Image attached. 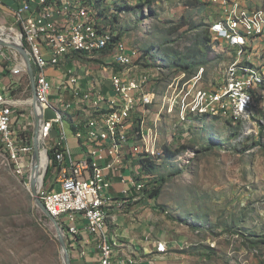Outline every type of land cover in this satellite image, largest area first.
Returning <instances> with one entry per match:
<instances>
[{
	"label": "rangeland",
	"instance_id": "374dc122",
	"mask_svg": "<svg viewBox=\"0 0 264 264\" xmlns=\"http://www.w3.org/2000/svg\"><path fill=\"white\" fill-rule=\"evenodd\" d=\"M239 1L264 15V0ZM92 6L113 41L121 40L126 50L138 55L137 74L148 76L157 67L162 70L150 88L154 99L141 92L136 109L147 118L146 122L134 119L131 141L132 146H143L145 157L150 155L147 162L151 165L139 167L142 177L148 176L149 183L164 178L156 198L159 206L167 208L177 224L198 229L194 241L198 245L189 249L198 255V264H264V109H252L246 122V117L200 112L204 105L195 95L200 90L212 92L217 84L223 86L225 71L235 59L232 47L211 31L212 23L220 17V1L96 0ZM8 17L0 6V29L13 36V31L6 29L11 23ZM260 42L264 45V39ZM257 51L254 62L262 71L264 52ZM6 52L12 61L9 68L21 82L13 98L31 103L20 55L12 48ZM110 53L111 48L107 56H112ZM187 64L196 70L194 74L182 70ZM14 67L21 72L14 73ZM115 67L99 60H80L69 69L75 68L81 80L92 81L91 72L108 80ZM57 83L49 98L52 104L57 103ZM169 83L176 94L172 101L165 95ZM260 91L258 101H264V87ZM179 95L182 99L177 103ZM31 109L27 104L25 111L15 110L13 126L19 137L32 139V121H24ZM54 115L51 108L45 110L47 118ZM64 124L70 135L73 129L68 118ZM248 125L257 133L245 136ZM68 145L76 151L74 142L69 140ZM31 157L32 153L25 157L20 174L0 149V264H63L55 230L29 188ZM51 180L49 177L47 183Z\"/></svg>",
	"mask_w": 264,
	"mask_h": 264
},
{
	"label": "built area",
	"instance_id": "2783aa9c",
	"mask_svg": "<svg viewBox=\"0 0 264 264\" xmlns=\"http://www.w3.org/2000/svg\"><path fill=\"white\" fill-rule=\"evenodd\" d=\"M21 1L12 0V22L8 27H5L7 32L12 30L14 33L8 39L15 41L14 37H16L30 56L35 72L36 98L43 108L44 122L41 128V138L47 155L51 150L57 163L53 180L47 184L43 182L38 195L42 196V202L46 209L55 217L61 227L62 220H69V228H63V233L70 253L81 247L80 239L84 231L88 238L94 242L98 261L107 260L108 264V257L115 249L114 247L105 248L101 244V230L104 226V214H108V209L114 207L113 199L107 194L113 178H117L122 183L121 194L127 198H138V194L145 193L144 189L147 187H138V180L134 182V186H127L125 170L122 166H114L116 152L107 151L104 137L94 134V125L91 126V129H84L83 122H78L79 106L95 105L96 101L112 103L115 118H108V113H101L95 117V124L105 126L110 125V121H117L118 131L116 134L121 135V142H125L126 117L136 111L137 97L148 82H143V78L140 77L124 78V76H111L108 80H100V76L91 72L92 91H95V99L87 100V97H81V83L77 82L75 86H68L69 66H75L80 60H99L103 65L112 66L117 64L137 65L138 55L136 53L126 55L120 50L115 56H107V47L110 42L104 41V35L93 34L91 20L95 18L87 8V0H85V6H76L72 0L68 18L59 16V10L54 5V0H33L31 14L21 15ZM206 1L212 4L214 1H221L219 13L229 12V19L240 21V28L236 29L239 47L240 39H247V33L257 35L259 42L264 39V28L253 27V20H256V16H264L259 15L257 8H249L246 5L233 2V11H225V2L230 0ZM229 39L230 34L227 33L224 23H222V29L219 30V41L229 44ZM96 50H104V57L95 58ZM252 54H258L256 47H252ZM252 54L246 55V60L252 59ZM15 67L14 73L19 74L21 70L16 71ZM49 69L61 70L58 80H62V88L57 89L65 91V101L62 102L67 103L70 110L77 112L76 126L69 133L83 148V155L78 158L73 156L72 149L68 145L70 138L67 131H64L62 123L58 119H54L53 116L49 118L45 116L48 97H51L49 87H54V80L48 73ZM22 70L26 72L23 62ZM224 92H235V101L229 103V111H236V115L246 114V122L250 117L247 116V109H255V112L264 109L262 108L264 101H258L259 89H256L255 85L249 81V76H238L235 66L231 71V77L228 78V86L217 84L216 90L208 92L204 109L216 111L219 98L223 96ZM238 98L251 99V106L248 108L239 107ZM27 104L24 101L17 103L13 97L0 92V149L16 157L20 174L23 172L25 157L31 155L33 148L29 138L18 136L13 126L14 113L18 106L26 108ZM28 113L32 117V109ZM252 126L248 125L245 136L257 133ZM48 139L50 143L47 145ZM7 140H14V149H7ZM84 150H93L96 156V165L100 169L99 179H90V175L87 174ZM94 181H101L102 190H94ZM69 234H76V241H69ZM165 249V244H157L158 252L165 251ZM85 253L86 249L79 250L81 256ZM128 261L129 263L134 262L131 258H128Z\"/></svg>",
	"mask_w": 264,
	"mask_h": 264
},
{
	"label": "crops",
	"instance_id": "0c3cea01",
	"mask_svg": "<svg viewBox=\"0 0 264 264\" xmlns=\"http://www.w3.org/2000/svg\"><path fill=\"white\" fill-rule=\"evenodd\" d=\"M243 4V1L241 2ZM11 4H2L0 1V6L4 7L8 14L10 22H12L11 14ZM6 19L3 18L2 22ZM258 20H253V25L257 23ZM5 24V23H3ZM11 24V23H10ZM251 46L246 48L248 51L247 55L252 54V47H256V50H261L262 54L264 52V45L260 46L258 36H254L250 40ZM6 47H0V92L6 94L10 97H14L15 93L21 88L20 76H15L12 73L11 68H9L12 63L10 56L6 52ZM259 52V51H258ZM252 54V61L254 62V56ZM246 60V58H244ZM15 60V58H13ZM250 59L249 63L254 64ZM260 61L259 64H261ZM256 65V63L254 64ZM137 65H135L136 72L132 75L137 77L143 76L142 74H137ZM161 68H156L151 70L147 75L148 82L144 86V92L149 93L151 98L154 99V92L150 91L152 85L157 81L155 77L160 74ZM60 69H49L48 73L51 75V79L54 80V84L59 79ZM198 79L196 81L195 79ZM195 82H199V76L195 77ZM59 82V80H58ZM172 82V81H171ZM170 82V83H171ZM166 92V96L169 99H175L176 94H174L173 88L170 87ZM58 84V83H57ZM23 92V90L21 91ZM169 92V93H168ZM141 98V93L137 97L139 103ZM150 98V97H148ZM182 99L179 95L178 101ZM21 100V99H19ZM179 104L176 105L178 107ZM169 102L167 104V109ZM25 111V107L18 106L16 109ZM138 108V107H137ZM134 114V119H144L146 122L147 118L143 114H138L137 109ZM167 113H171L168 112ZM193 115V114H191ZM30 114L27 112L24 116L25 122L32 121L30 119ZM201 119V116H198ZM185 123V122H184ZM187 126L191 123L190 120L186 121ZM148 125L146 124V127ZM69 127V126H68ZM72 130V129H71ZM135 132L129 131V145L127 147L126 163L129 165L128 169H125V174L136 173L137 175H143L139 167L140 158L139 154L142 151V146H132L131 141L134 137ZM69 140L74 142V148L76 151H72L73 156L78 158L83 155V148L79 146L76 139L70 134ZM73 149V148H72ZM149 148H146L148 151ZM89 150H84V157ZM141 173V174H140ZM150 180V179H149ZM150 184H148L149 186ZM122 183L117 179L113 178L111 187L107 190V194L113 199L114 207L110 210L107 222L105 223L104 230L106 232L107 241L114 246L115 255L112 259V264H198L199 257L196 255L195 251H190L191 247L198 245L194 243L195 233L198 231L197 228L193 229L188 225L177 224V222L169 216V210L164 206H159L158 199L149 198L146 193L138 194L139 197H125L121 194ZM74 236H72L71 241H73ZM81 247L78 250L71 252L74 260V264H100L98 261L96 248L92 239H89L87 234L83 231L81 235ZM165 244V251L158 252L157 244ZM81 248L86 249L85 255L81 256L79 250ZM190 249V250H189ZM128 258L134 260L133 263H129Z\"/></svg>",
	"mask_w": 264,
	"mask_h": 264
},
{
	"label": "bare ground",
	"instance_id": "6f19581e",
	"mask_svg": "<svg viewBox=\"0 0 264 264\" xmlns=\"http://www.w3.org/2000/svg\"><path fill=\"white\" fill-rule=\"evenodd\" d=\"M72 0H54V5L59 10V16L61 18H68L70 16V8H71ZM33 0H22L21 1V15L31 14V5ZM233 2L240 4L239 0H230L225 2V11H233ZM76 6H85V0H74ZM221 3V1H220ZM93 5V3H92ZM91 5L90 0H87V8L91 12L92 16L95 19L91 20V28L93 34L104 35V41L110 42V45L107 49L111 48L110 55L115 56L118 51H122L123 54L133 55L132 52L126 50L121 42V40L117 39L113 41V35L109 32L99 21L96 12L93 11V6ZM221 8V7H220ZM263 13L259 12V15ZM229 12H220L219 19L215 20L211 25V31L217 35H219V30L222 29V23H224L225 30L230 34L229 44L228 46L232 47L235 52V59L231 65L225 71V84L223 86H228V78L231 77V71H233L235 66V72L238 76H249V81L255 85L256 89H259V93H261L260 88L264 87V70H258L257 65L249 63L248 60H245L248 51L246 48L251 46L250 40L252 37L256 36L254 33H247V39H240V47L239 42L237 41V32L236 29L240 28V21L236 19H229ZM258 20L253 27L264 28V16H256ZM2 33L6 34V38L8 39L10 34H7L1 29ZM15 42H18V39L15 38ZM104 54V50H96L95 58H100ZM83 61V60H82ZM248 63V64H247ZM253 65V66H250ZM135 65L126 66L124 64H117L115 73L111 72L113 77H123L124 78H133L137 77L136 75H132L136 72ZM80 75V74H79ZM143 78V82L147 80V76H141ZM77 82L81 83V97H87V100L95 99V91H92V81L87 80L83 81L76 74L75 68L69 69V78H68V86H75ZM174 84V83H173ZM55 86V84H54ZM57 88H62V80H59ZM53 87H49V94L51 96V90ZM58 97L56 98L57 103L52 104L49 102L48 97V107L54 110L55 115L54 119H58L60 123H62L65 129L64 120L69 119V124L71 128L74 130L76 126L77 120V112L72 111L68 108L67 103H63L65 101V91H60L58 89ZM57 90V91H58ZM213 92V91H212ZM196 95V99L199 104L205 105L207 103L208 93L207 91L200 90ZM51 99V98H50ZM235 101V92H224L223 96L219 98V105L216 108V111H207L206 109L200 108L199 111H206L212 115H221L227 116L232 115L238 118L246 117V114L236 115V111H229V103ZM21 102H23L21 100ZM19 100L17 103H21ZM24 102L31 104L29 100H25ZM138 101L136 102V106ZM238 106L241 108H248L251 106V99L247 98H238ZM197 108V107H196ZM38 109V107H37ZM252 109H247V116ZM101 113H108V118H115V111H112V103L104 102V101H96L95 105L89 106H79V115L78 122H83L84 129H91V126L94 125V134L101 135L104 137V141L107 144V151L116 152L117 157L114 158V166H122V168L128 169L129 165L126 163V146L129 144V131H134V112L126 117L125 127V142H121V135H117L116 131H118V122L110 121V125L102 126L101 124H95V117L101 115ZM82 117V118H80ZM7 149H14V140H7ZM5 158L9 164H16L17 167V159L12 154L5 153ZM47 167V155L44 151L40 153V161H39V169L41 173L36 174L32 171L31 165V173L30 178L36 179V187H39L42 182V172L43 169ZM18 168V167H17ZM85 168H87V174L90 175V179H99L100 178V169L96 165V156L93 153V150H89V152L85 155ZM141 178L139 179V177ZM137 175L136 173L125 174V182L127 186H134V182L138 180V187H149V179L148 176L142 177V175ZM30 188V186H29ZM94 190H102L101 181H94ZM42 201V196L39 197ZM111 209H108V214H104L103 216V229L101 230V244L105 248H113L106 239V232L104 230L105 223L107 222V218L109 216V212ZM62 228H69V220H62ZM73 237V241H76V234H69V241H71ZM115 255V251L108 257V264H112L113 256ZM100 264H107V260H100Z\"/></svg>",
	"mask_w": 264,
	"mask_h": 264
},
{
	"label": "water",
	"instance_id": "95a60500",
	"mask_svg": "<svg viewBox=\"0 0 264 264\" xmlns=\"http://www.w3.org/2000/svg\"><path fill=\"white\" fill-rule=\"evenodd\" d=\"M6 34L2 33L0 29V47H6V48H12L20 55V58L25 66L26 73L28 75L30 89H31V108H32V124H33V134H32V171L33 173L36 172V174L41 173L39 169V161H40V153L42 151H45L44 144L41 138V128L42 124L44 122V116H43V108L39 104L36 98V86H35V72L34 68L30 59V56L28 55L27 50L25 47L20 44L19 42H15L14 40H10L6 38ZM38 107V109H37ZM47 155V153H46ZM48 161L49 157L47 155V167H48ZM43 169L42 172V182L39 187H36V179L29 178V185L31 194L33 196L34 202L37 205V207L43 212V214L50 220L57 237V240L59 242L60 248H61V256L63 264H73L71 253L68 249L67 243H66V237L63 233V228L60 226L59 222L53 217L48 210L46 209L45 205L39 198L38 192L41 186L44 182V176L46 173V169Z\"/></svg>",
	"mask_w": 264,
	"mask_h": 264
},
{
	"label": "trees",
	"instance_id": "16d2710c",
	"mask_svg": "<svg viewBox=\"0 0 264 264\" xmlns=\"http://www.w3.org/2000/svg\"><path fill=\"white\" fill-rule=\"evenodd\" d=\"M0 1L2 2V4L8 5L12 0H0ZM90 2H92L93 4H95L96 3V0H90ZM191 68H193V66L187 64L184 68H182V70L186 71L189 75L190 74H194L196 72V70H191ZM133 128H134V126H133ZM29 141L32 142V139L30 138ZM128 146H130V145H127L126 146V150H127V147ZM165 149L167 150L168 153L171 154V152L168 150L167 147H165ZM178 151H180V148H178ZM48 155H49L50 162H49V165H48V168H47V171H46V175H45V179H44V183L45 184H47V180H48L49 177H52V178L54 177V173L57 170L56 169L57 163H56V161L54 159V155L52 154V151L51 150L48 151ZM139 158H140V161L139 162H140V165L142 167L144 166L146 168L149 165H151V164H149L150 162H147V160H150L151 161L149 154H148L147 157H145L144 153L140 152ZM163 182H164V178H161L160 177L158 180H155L153 183L152 182L149 183L150 186L144 189L146 195L149 198H154V199L158 198V196L160 195V191H161V187H162V183Z\"/></svg>",
	"mask_w": 264,
	"mask_h": 264
}]
</instances>
